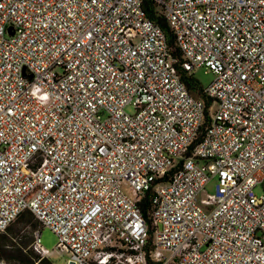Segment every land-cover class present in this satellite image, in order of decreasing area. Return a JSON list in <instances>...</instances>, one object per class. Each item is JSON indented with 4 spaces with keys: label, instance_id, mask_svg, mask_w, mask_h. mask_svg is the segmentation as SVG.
<instances>
[{
    "label": "built area",
    "instance_id": "2783aa9c",
    "mask_svg": "<svg viewBox=\"0 0 264 264\" xmlns=\"http://www.w3.org/2000/svg\"><path fill=\"white\" fill-rule=\"evenodd\" d=\"M143 2L0 0V233L28 211L67 264H264V0H152L174 48Z\"/></svg>",
    "mask_w": 264,
    "mask_h": 264
},
{
    "label": "rangeland",
    "instance_id": "374dc122",
    "mask_svg": "<svg viewBox=\"0 0 264 264\" xmlns=\"http://www.w3.org/2000/svg\"><path fill=\"white\" fill-rule=\"evenodd\" d=\"M193 78L200 84L202 88L205 89L212 83L214 75L210 72H206L205 69L200 68L196 69L193 72ZM125 111L129 114L133 113V109L131 107H127ZM215 184V179L210 180L209 183L205 186V193L214 194ZM254 193L260 195L262 193L261 187H256L254 189ZM10 228V233L0 234V256L9 258L13 257L17 254L18 249H21L25 246L26 249L23 252L30 249L35 254H37L32 248L33 230L36 228L40 229L41 226L33 216L27 214L20 221L14 222L10 226ZM40 233L41 245L49 251H58V253L54 252L50 256V261L53 264H67V260L69 259L68 252L64 249H57V237L48 228H41ZM0 262L8 264L7 261L4 259H0Z\"/></svg>",
    "mask_w": 264,
    "mask_h": 264
},
{
    "label": "trees",
    "instance_id": "16d2710c",
    "mask_svg": "<svg viewBox=\"0 0 264 264\" xmlns=\"http://www.w3.org/2000/svg\"><path fill=\"white\" fill-rule=\"evenodd\" d=\"M143 7H144V10H145L147 16L163 29V31L165 32V34L167 36L168 44L174 48V40H173L172 34H171L168 26L166 25L164 19L162 17L158 16L160 14L158 13V10H157L156 6L153 4L152 0H144ZM174 53L177 57L180 58V53L178 52L177 49H174ZM182 78L185 81V83H186L188 89L191 91V93H193L196 96L200 95L199 93H200L201 86L193 78L192 75L182 73ZM205 102H206V107L210 106L209 100H205ZM147 196H148V194L146 195L145 199L142 200V202L140 203V206L142 207L143 213L148 218L149 208L147 205ZM27 214L32 216V214L30 212L25 211L22 214H20L14 222L20 221ZM10 226L3 233H10L11 232ZM25 247L18 249L17 254L14 255L13 257L9 258V257L0 256V259L6 260L8 264H53L49 258H42L40 255L35 254L30 249L23 252L26 249Z\"/></svg>",
    "mask_w": 264,
    "mask_h": 264
}]
</instances>
